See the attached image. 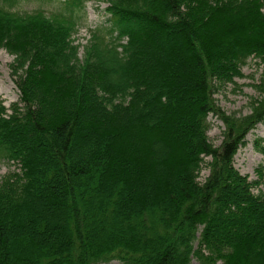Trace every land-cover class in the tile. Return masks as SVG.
<instances>
[{
  "label": "trees",
  "instance_id": "16d2710c",
  "mask_svg": "<svg viewBox=\"0 0 264 264\" xmlns=\"http://www.w3.org/2000/svg\"><path fill=\"white\" fill-rule=\"evenodd\" d=\"M19 1L0 0L20 90L0 101V160L20 169L0 180V264H264L263 175L235 166L264 122V0H105L83 58L85 0L53 16ZM250 58L260 98L227 115L215 94Z\"/></svg>",
  "mask_w": 264,
  "mask_h": 264
},
{
  "label": "rangeland",
  "instance_id": "374dc122",
  "mask_svg": "<svg viewBox=\"0 0 264 264\" xmlns=\"http://www.w3.org/2000/svg\"><path fill=\"white\" fill-rule=\"evenodd\" d=\"M67 0H22L11 7L12 10L21 13H32L37 10L44 11L48 16L55 14H70L66 6ZM108 4L105 0H85V8L82 11L74 10L72 15L76 16L78 26L73 33L72 39L75 45H79V56L84 57L85 49L91 42L92 35L98 27H109L110 14L106 11ZM69 14V15H70ZM14 55L5 48L0 47V101L6 107L15 102H20V90L12 76L11 64ZM242 76L222 86L215 94L219 108L227 115H246L251 112V102L260 98L257 85L263 76V67L257 59L250 58L242 67ZM209 141L219 147L224 139L223 131L226 126L218 116L211 114L208 118ZM210 159L209 157L206 160ZM235 166L241 173L247 175L250 180H258L260 173L263 175V185L260 190L264 192V122L259 123L255 129L250 131L245 139V144L240 145L235 156ZM14 171H20L14 162L0 160V180ZM210 170L204 166L199 175V181L204 182ZM258 193L259 190H254ZM198 246V241L195 247ZM190 264H203L197 258L192 257Z\"/></svg>",
  "mask_w": 264,
  "mask_h": 264
}]
</instances>
